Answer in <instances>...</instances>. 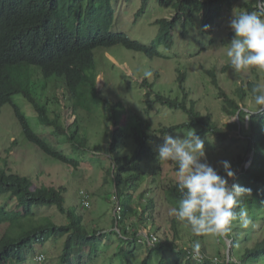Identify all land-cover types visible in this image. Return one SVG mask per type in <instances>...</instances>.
<instances>
[{"label":"trees","instance_id":"16d2710c","mask_svg":"<svg viewBox=\"0 0 264 264\" xmlns=\"http://www.w3.org/2000/svg\"><path fill=\"white\" fill-rule=\"evenodd\" d=\"M114 1L117 0H0V115L4 106L10 104L26 139L49 158L72 167L73 172L79 171L82 164V157L74 155L79 149L109 154L112 166L108 174L112 178L113 195L116 197L113 204L116 206L118 201L121 208V213L114 217L113 223L117 224L113 231L120 235V242L131 244L139 237L145 238L139 233V226L155 219L160 209L156 193L150 195V192L158 188L177 203L182 198L177 188L179 181L164 188L160 182L166 162L158 158L159 146L164 142L161 137L182 130H194L208 143V137L214 136L217 141L224 142L229 135L225 127L218 126L211 114L201 113L195 101L189 103L185 91L182 99L170 97L155 90L154 83L144 81V86L155 94L154 100L151 103L148 101L149 106L156 103L179 109L188 118L184 122L155 129L149 120L136 113L125 101L110 102L105 99L98 90L95 50L122 46L149 59L162 57L160 47L172 50L178 24L186 28L188 24L199 22L201 32L211 35L225 11L232 10L242 0H159L161 6L171 7L175 13L172 18L156 21L159 30L151 44L134 39L125 32L112 31L116 19ZM148 1L142 0L140 13ZM246 7L248 11H257L258 3L256 0L249 1ZM230 35H234L233 31ZM229 68L231 64L223 70ZM178 72L179 86L185 89L186 72ZM210 74L217 84L216 71L211 70ZM53 81L62 88L61 97H50L49 85ZM257 84L259 82L250 81L247 86L238 87L234 97L220 91L225 98V113L239 117L238 122H232L227 127L239 129L241 133L239 152L235 161L230 162L235 172L231 184L237 183L252 190L251 197H242L240 204L248 212V227H241L236 221L226 236H220L233 239L230 254L227 251L228 258L216 262L201 247V257L193 259L192 247H182L176 242V220H173L175 238H170L165 231L164 238L151 245L140 264H149L152 254L162 251L177 252L179 257L171 260L173 264H264V109L255 104L251 92ZM151 92L147 91V95ZM16 95H21L33 105L45 128H52L54 142L31 126L27 115L14 103ZM248 97L254 102L252 105L246 102ZM63 106L72 110L74 125H66L62 120L60 112ZM94 111L98 112L97 116L117 123L118 129L108 132L107 148L101 143L91 145L88 129L81 127V122L85 120L83 114ZM118 122L121 124L118 125ZM63 144H67V148ZM249 156H252V161L247 166ZM172 164L178 172V164L173 161ZM217 171L224 175L223 169ZM149 179L148 188L135 198ZM67 190L63 183H39L29 174L12 171L7 167V159L4 164L0 162V198L16 201L14 207H0L5 209L3 214L22 216V219L12 221L0 236V264H22L27 261V253L33 250L34 245H45L56 238H64L61 259L72 264L74 258L86 260L83 250H89L87 258L90 260L93 251L102 252L106 235L87 226L85 213L78 210L80 206L84 208V203H70L74 197L67 200ZM45 207L56 208L66 221L57 222L51 216L37 217V209ZM3 214L0 213V224ZM130 220L133 222L128 227L127 221ZM153 223L150 232L160 231L154 228L155 221ZM128 228L132 229L129 238L125 236ZM133 249L118 246L114 256ZM166 261L162 257L160 264Z\"/></svg>","mask_w":264,"mask_h":264},{"label":"rangeland","instance_id":"374dc122","mask_svg":"<svg viewBox=\"0 0 264 264\" xmlns=\"http://www.w3.org/2000/svg\"><path fill=\"white\" fill-rule=\"evenodd\" d=\"M249 1L255 2V0H242L232 10L225 11L211 35H205L201 32L199 22L195 25L188 24L186 28L178 24L174 33L175 44L172 50L169 51L164 47H160L163 56L159 58L149 59L141 53L129 51L122 46L96 49V71L100 94L110 102L125 101L136 113L149 120L152 128L155 129L184 122L188 118L179 109H171L168 106L156 103L149 106L148 101L151 103L155 98V94L148 89V86H144V81L154 83V89L162 91L166 96L182 99L184 91L187 92L189 103L195 101L196 107L201 113L204 115L211 114L212 119L216 121L218 126L225 127L228 131L229 139L227 141L220 142L214 136H211L208 137L210 138L209 144L205 142L208 162L216 169H223L219 163L220 161H235L239 152L240 141L238 139L241 137V133L239 129L227 127L232 122H238L239 117L238 115L230 116L225 113L223 109L225 98L220 91L234 97L236 89L247 86L250 81H257L261 86H264V68L254 66L237 72L231 66L227 71L223 70L225 66L231 64L230 58L227 56V49L234 35H230L232 30L229 21L234 11L237 13L248 11L246 3ZM113 6L116 10V19L112 31L125 32L132 38L146 44H151L158 33L159 25L156 24V21L161 18H172L175 13L171 7L161 6L159 0H149L141 13L142 0H117L113 2ZM145 69L151 70L153 75L147 78L144 77L143 72ZM178 70L186 72L185 89H182L177 81ZM211 70L216 71L217 84L210 74ZM147 91L152 92L147 95ZM61 92L62 88L56 82H51L48 92L50 97H61ZM13 99L14 103L27 115L31 126L41 135L45 133L49 141L54 142L52 128H45L41 124L33 105L21 95H16ZM246 102L249 105L254 103L250 97L246 98ZM239 103L242 104L241 101ZM60 113L66 125H74L75 116L71 109L63 106ZM97 114L98 112L95 111L83 114L85 120L81 122V127L88 129L91 145L101 143L107 148L110 138L108 132L117 130V123L107 120L103 116L99 117ZM120 114L122 115V112ZM120 124L118 122V125ZM190 131L182 130L171 136L183 138ZM165 136L167 135L161 137L163 141ZM60 143L61 140L59 145ZM63 146L67 148V144H63ZM213 146H216V148H213ZM212 152H215V155H211ZM74 155L82 157V164L79 171L76 172L72 171V167L49 158L30 143L23 134L14 108L10 104L4 106L0 115V162L4 164V160L7 159L9 169L29 174L39 183L65 184L68 188L65 195L66 199L74 197L69 201L70 203L83 204L82 195L84 193L89 195L90 204L86 205L84 203V208L80 206L78 210L85 213L86 224L90 229H98L106 236L102 242V252L93 251L90 260L87 258L89 250H83L86 260L74 258L73 264H140L142 259L149 253L152 245L148 242V234L154 224L153 221L156 224L154 228L161 229L154 232L159 238H164L166 231L170 238L174 239L176 230L173 228V220H176L177 229V238L175 239H177L176 242L180 246L190 247L193 242L198 241L215 261L222 262L224 258H228L227 251L230 254L233 239L212 234L194 235L187 223L180 221L172 211L178 207L179 202L171 200L167 192L159 191L158 188L150 192V195L156 193L160 209L156 212L155 219L139 226V233L145 238L139 237L137 242L130 239L133 241L131 244L120 242V235L113 231L116 229L117 224V222L113 223L117 208L113 204V201L116 200L113 195L114 184L108 174L112 166L110 155L105 151L93 153L82 149L76 151ZM107 177L108 179H106ZM178 181L179 174L174 170L172 161H166L163 164L160 177L162 187H167L168 184ZM149 184L150 179L148 183L143 184L142 188L136 193L135 198L144 189L148 188ZM229 184H231V180H229ZM169 200L172 202L170 203ZM15 203L16 201L13 199L0 198V206L10 208L14 207ZM4 210L0 207L1 215ZM42 216H51L57 222L66 221V217H63L53 207L38 208L37 217ZM2 217L0 236L12 221L22 219L20 215L8 216V214H3ZM132 220L127 221L128 227H131ZM130 231L132 229L128 228V234L125 235L128 238L130 237ZM63 239L56 238L45 245H34L33 250L27 253V261L22 264H72L61 259ZM121 245L126 249H134L132 251H121L117 256H114V253L118 251V246ZM162 252L153 253L149 264H160L162 257L167 260L163 264H173L171 260L179 257L175 251ZM40 254H44V261L36 259Z\"/></svg>","mask_w":264,"mask_h":264},{"label":"clouds","instance_id":"9594fccd","mask_svg":"<svg viewBox=\"0 0 264 264\" xmlns=\"http://www.w3.org/2000/svg\"><path fill=\"white\" fill-rule=\"evenodd\" d=\"M257 3V11H234L229 21L234 36L228 44L227 56L237 72L254 66L264 68V0ZM143 75L147 78L153 73L145 69ZM251 92L259 109L264 107V86L254 85ZM249 157L247 166L252 161V156ZM158 158L178 164L177 188L182 198L172 211L180 221L187 223L194 235L226 236L236 221L241 227H248V212L240 204L242 197H251L252 190L237 183L229 184V180L235 178L231 163L219 162L224 172L221 175L208 162L205 141L194 130L183 138L165 136ZM191 247L193 259L198 260L200 243L193 242ZM36 259L44 261L45 258L41 255Z\"/></svg>","mask_w":264,"mask_h":264},{"label":"built area","instance_id":"2783aa9c","mask_svg":"<svg viewBox=\"0 0 264 264\" xmlns=\"http://www.w3.org/2000/svg\"><path fill=\"white\" fill-rule=\"evenodd\" d=\"M83 198H84V203L86 205H89L90 204L89 195L84 193ZM116 208H117L116 209V214L119 215L121 213V208H120L119 202H117ZM157 241H159L158 235L156 233L150 232L148 234V242L153 245Z\"/></svg>","mask_w":264,"mask_h":264},{"label":"water","instance_id":"95a60500","mask_svg":"<svg viewBox=\"0 0 264 264\" xmlns=\"http://www.w3.org/2000/svg\"><path fill=\"white\" fill-rule=\"evenodd\" d=\"M264 107H262V109H263Z\"/></svg>","mask_w":264,"mask_h":264}]
</instances>
